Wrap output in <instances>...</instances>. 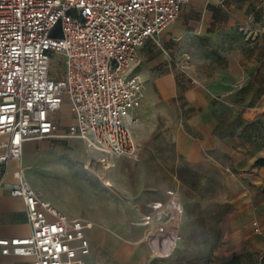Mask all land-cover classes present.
<instances>
[{
	"label": "built area",
	"instance_id": "2783aa9c",
	"mask_svg": "<svg viewBox=\"0 0 264 264\" xmlns=\"http://www.w3.org/2000/svg\"><path fill=\"white\" fill-rule=\"evenodd\" d=\"M191 1L0 0V165L21 161L24 143L44 138H80L102 153L106 167L117 156H136L129 123L146 91L135 72L141 50L149 42L160 45L161 32ZM55 54L63 57L59 69ZM66 95L74 121L62 128L54 115ZM25 169L21 164L14 171L8 190L23 198L31 233L0 237L1 252L29 256L30 264H91L93 222L41 198ZM169 193L166 202L150 203L140 220L142 239L155 249L183 238L184 208L179 195Z\"/></svg>",
	"mask_w": 264,
	"mask_h": 264
},
{
	"label": "crops",
	"instance_id": "0c3cea01",
	"mask_svg": "<svg viewBox=\"0 0 264 264\" xmlns=\"http://www.w3.org/2000/svg\"><path fill=\"white\" fill-rule=\"evenodd\" d=\"M259 7L263 4H255L254 0H193L182 6L177 19L160 37L163 42H171L190 33L206 37L208 42H218L224 29L237 26L249 29L251 12ZM245 39V45L229 52L224 74L220 76L217 72L211 78L215 88L201 81L177 83L163 74L153 80L155 84L147 83L153 75L142 62L153 42L142 48L141 62L135 67V72L145 79L147 98L159 93L166 100L162 112L173 113L178 123L176 149L191 165L217 167L219 162L215 155L232 156L237 171L227 174L225 186L229 188L226 199L233 207L219 222L226 243L214 248L215 253L224 257L243 249L264 252V166L256 164V160L264 156V34L255 36L254 44L248 37ZM66 121L59 120L62 128L74 121L72 111ZM48 139L84 143L80 138ZM35 140L24 143L21 161L10 160L6 166L0 165V237L31 233L23 198L8 190V184L15 181L14 171L23 164L27 180L41 198L71 218L93 222L88 230L91 252L87 259L91 264H160L151 253V244L142 239L144 226L140 220L151 210L150 203L163 200L147 202L148 208L143 211L136 203L130 206L121 200L90 195L88 204L96 206L97 211L70 212L35 181V153H38ZM80 187L83 190L81 184ZM164 209L167 214L171 213L168 203ZM30 260L29 256L3 254L0 247V264H30ZM257 264H261V260Z\"/></svg>",
	"mask_w": 264,
	"mask_h": 264
},
{
	"label": "rangeland",
	"instance_id": "374dc122",
	"mask_svg": "<svg viewBox=\"0 0 264 264\" xmlns=\"http://www.w3.org/2000/svg\"><path fill=\"white\" fill-rule=\"evenodd\" d=\"M254 2L263 7L251 12L250 28L224 29L218 42H208L206 37L189 33L171 42L161 40L160 45H150L142 62L153 75V79L145 77L147 83L155 84L153 80L163 74L177 83L201 81L215 88L211 78L217 72L220 76L224 74L229 52L245 45V37L254 44V37L264 34V0ZM62 59V55H54L55 69L60 68ZM63 101L54 116L67 122L72 111L70 98L66 95ZM164 103L166 100L159 93L149 98L144 95L130 119L139 144L138 153L136 156H117L114 164L108 167L101 162L102 155L98 151L87 148L79 140H35L38 152L35 153V181L68 211L83 214L97 211L96 206L88 204L90 195L121 200L130 206L136 203L146 211L147 202L167 201L169 191L174 190L184 208L181 218L183 238L176 245L166 244L157 250L151 246V253L158 263L257 264L263 259L264 252L243 249L226 257L214 252V248L226 243L219 222L233 207L226 199L229 188L225 186L227 174L237 171L232 156L215 155L219 162L217 167L191 165L176 149L178 123L173 113L165 115L162 112ZM235 255H238L237 259H232Z\"/></svg>",
	"mask_w": 264,
	"mask_h": 264
},
{
	"label": "trees",
	"instance_id": "16d2710c",
	"mask_svg": "<svg viewBox=\"0 0 264 264\" xmlns=\"http://www.w3.org/2000/svg\"><path fill=\"white\" fill-rule=\"evenodd\" d=\"M256 164L264 166V156L259 157L256 160ZM237 257H238V255H235L232 257V259H237ZM261 264H264V255H263V259L261 260Z\"/></svg>",
	"mask_w": 264,
	"mask_h": 264
},
{
	"label": "bare ground",
	"instance_id": "6f19581e",
	"mask_svg": "<svg viewBox=\"0 0 264 264\" xmlns=\"http://www.w3.org/2000/svg\"><path fill=\"white\" fill-rule=\"evenodd\" d=\"M110 184V183H109ZM157 250V249H156Z\"/></svg>",
	"mask_w": 264,
	"mask_h": 264
}]
</instances>
